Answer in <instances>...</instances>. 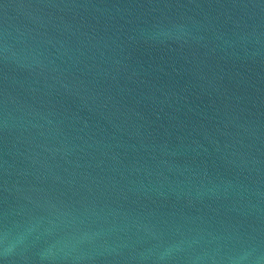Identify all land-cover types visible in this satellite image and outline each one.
Here are the masks:
<instances>
[{"label": "water", "instance_id": "water-1", "mask_svg": "<svg viewBox=\"0 0 264 264\" xmlns=\"http://www.w3.org/2000/svg\"><path fill=\"white\" fill-rule=\"evenodd\" d=\"M0 264H264V0H0Z\"/></svg>", "mask_w": 264, "mask_h": 264}]
</instances>
